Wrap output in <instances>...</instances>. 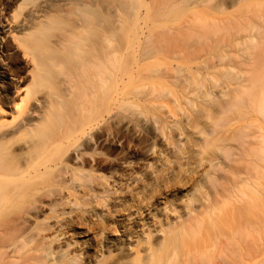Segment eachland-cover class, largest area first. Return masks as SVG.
<instances>
[{"label": "bare ground", "instance_id": "1", "mask_svg": "<svg viewBox=\"0 0 264 264\" xmlns=\"http://www.w3.org/2000/svg\"><path fill=\"white\" fill-rule=\"evenodd\" d=\"M229 1L235 5L240 0ZM207 5L208 0H0V264H85L90 259H104V249L140 253L142 244L147 245L143 247L147 253H157L170 248L172 234L178 238L175 232L180 229L185 227L186 231L181 230L184 236L190 229L195 232L203 215L211 216L208 222L217 219L216 223L223 224L225 220L218 216L222 215L219 204L226 189L224 164L238 163V174H244L239 171L248 167L251 178L257 177V154L260 150L264 153L263 109L257 108L256 114L250 108L254 113L248 123L250 134L244 129L250 137L245 136L250 140L246 149L252 161L237 162L241 152L225 147L226 160L218 159L211 165L212 171L218 168L216 172L222 175L215 176V171L212 175L203 167L204 173L199 172L212 185V193L204 190L203 194L196 188L199 196L185 197V201L179 198L186 204L184 215L175 204L180 182L177 188L167 180L163 187L160 174L164 169L160 166H168L173 158L170 154L176 151L180 155L176 160L191 161L192 150L182 151L184 144L174 150L182 137L191 140L197 134L199 142L208 145L221 122H226L225 115H233L231 110L239 112L234 107L242 111L236 115L243 114L240 106L245 103V92L230 93L227 86L220 87L222 80L219 85V80L208 74L215 92H203L204 82H208L201 80V70L207 67L198 57L201 59L206 49L203 42L209 37L212 40L208 30L216 32L218 42H226L223 34L243 29L248 32L243 35L237 31L240 36L236 41H256L255 29H264V15L252 13L234 22H214L216 25L202 21L203 26L195 13L206 15ZM214 39L212 42L218 44ZM224 43L218 46L223 48ZM188 61L192 62L189 67L196 63L201 69L183 71ZM208 62L207 66L215 65ZM231 71L234 68L223 75L232 76ZM218 75L222 77V72ZM255 127L262 134H257ZM159 139L163 141L161 149ZM201 143L196 146L202 147ZM239 147L244 153L243 146ZM202 152L204 156L207 153ZM202 158L197 167L205 162ZM131 187L148 191L146 196L137 197L135 192L132 196L138 220L126 214L130 208L119 207L123 214L118 209L115 219L122 218L114 225L115 232L121 229L122 233H108L103 220L96 221V217L108 214L96 215V208L117 203L125 206ZM59 207L60 211L63 207L61 212ZM216 209L218 215H210ZM51 213H55L53 218L48 216ZM176 214H180L175 216L179 220H172ZM189 233L188 238L193 239ZM238 239L230 243L237 244L238 257L224 262L220 259L219 264L256 263L253 241L246 245ZM134 240H139L138 246L131 244ZM126 257L118 264H131L125 262Z\"/></svg>", "mask_w": 264, "mask_h": 264}, {"label": "rangeland", "instance_id": "2", "mask_svg": "<svg viewBox=\"0 0 264 264\" xmlns=\"http://www.w3.org/2000/svg\"><path fill=\"white\" fill-rule=\"evenodd\" d=\"M222 3H225V4L221 5ZM208 4L209 5H207V7H206V10L208 11V13L206 15L203 16L200 13H199L200 15L197 13V16H196V13H195V17L198 19V21L200 22L201 25H203V24L211 25V24H214V22H218V21H219L218 24H220V23L224 22L225 20L226 21L230 20V21L234 22L236 20H241V19L245 18L246 16H248L252 13H258V14L260 13V15H264V0H240L235 5H233L229 0H210V1L208 0ZM220 7H222V8H220ZM202 13H204V12H202ZM220 20L222 22H220ZM176 21H177V19H176ZM176 21L174 20L173 22H176ZM177 24H179V23H177ZM216 24H214V25H216ZM258 24L260 27L262 26L261 23H258ZM203 26H205V25H203ZM208 31L209 32L207 33V36H212V40L210 39L211 37L208 38V40L209 39L211 40L210 44L212 46L207 42L208 40L204 41L203 42L204 44L200 43V44H203L201 46L204 47V49L206 48L205 49L206 51H205L204 49H202L199 46V48L201 50H204L205 53H207L209 50L210 51L206 55L202 51V53H201L202 56L199 54L201 59H199V57H198V61L201 62V60H203L202 61V63L204 64L203 66L207 67V69L201 70L202 71L201 72V76H202L201 80L204 78L208 82L206 84L203 80V82L205 84L204 85L205 87L203 88V90H204L203 92H206V91H210L213 93L215 92V87L211 84V81L209 80V78H207L208 75H210L209 77L215 76L214 79L217 78L219 80L218 81L219 85H220V81L222 80V83H221L222 85L220 87L225 88L227 86L226 90L229 89L227 91H229L230 93L237 91V92H241V94H242L243 92H245V93H243L244 98H242V99H245V101H244L245 103H243V105L241 104V106H240V107H242V110H243L242 115H236L237 113H239V114L242 113L241 109L239 110L238 107L237 108L234 107L235 109H237L239 111L237 113H235L230 108L231 112H233L234 114L231 115L232 113H230V115L228 114L229 116L225 115V116H227V118L224 116V118H226V122L225 121L221 122V126L218 128V129H220V130H218L219 132H217L218 134H215L214 135L215 138L212 137V139L210 138V140H209V144H211L212 142H213V144H211V145L208 144L209 145L208 146L206 143V145H207L206 146L205 143H203V145L206 147V149H204V150L201 149L204 147H203L202 143L199 142L200 141L199 137H197L199 135H197V134H194L191 137V140L187 139L188 137H186V136L182 137L183 140L180 139L182 143H180V140H179V142H178V144H176V147L174 148V150L176 151L177 148L179 150L180 148L178 147V145L180 146L181 144L182 145L184 144L185 146H183V148H182V146H180L182 151L185 150V152H189L192 150L191 151V161L188 159H187V161H184V159L183 160H181V159L176 160V157H180L179 153H177V151H176V154L175 153L170 154V155H173L172 156L173 157L172 162L169 164L172 167L169 165L165 166V167L160 166L161 168H164L161 171V172H163V174L160 173L162 176V181H161L162 186L163 185L165 186V184L167 183V180H169V181L172 180L174 183H176V187L179 185V182L181 184V185H179V188L177 187L178 189L175 193L176 198H178V200L175 201V204H176L177 209L179 210V213L181 215L185 214L184 210H185V205H186L185 202H183L182 200L185 201L187 198L193 197V195L199 196L200 195L199 190L203 194H205L206 191H207V193H210V194L212 193V191L209 189L212 185H210V182L209 183L207 182L206 177L203 176V173L205 170V171H208L212 175H215V173H216L215 176H220L221 171L216 172L218 170V168H215L212 171L211 165L214 164L218 159H222V160L225 159V158H223L224 154L227 153L225 151V150H227L225 147H227V148L231 147L234 149V151L241 152V155L238 154L237 157L242 156V158L244 157L245 159L238 158L239 160H237V162H239L240 160H243V162L244 161L245 162H251L252 161V157L249 156L251 154H248L249 149H246V148H248V147H246L248 142H250V140L248 141L246 139V137H248V139H249L250 137L248 134H250V132H251V131L249 132V130H251V128H249L248 123H250V117H252V115L254 114V113L253 114L251 113L253 109H255V113L257 110H260L257 108H261V110L262 109L264 110V29H261V28L255 29V34L257 36L256 41H254V42H242V43L240 41H236V37L240 36L239 35L240 33L241 34L243 33V35H245L248 32L246 29H243L242 32H239L237 30L239 34L236 33L237 31L236 32H234V31L228 32V33H226V35L223 34L224 37L228 38V41L226 38L225 43H224L225 40L218 42L217 38L219 36L215 35L216 32L213 33L214 30H208ZM241 37H242V35H241ZM213 39L217 40L218 44L216 43V41H214L215 43L212 42ZM229 39H231V40H229ZM206 42H207L206 45L207 46L209 45V48L211 47L210 49H208L207 46L205 45ZM222 42L224 43V45H223V48H220L222 45L221 44ZM219 43H220V45H219ZM238 43H240V44H238ZM215 44H217V45L215 46ZM197 45L194 46L193 48L197 47ZM213 45L215 46V48H213L214 47ZM212 48H213V50H212ZM217 50H219V51H217ZM221 52L222 53L224 52L227 56H224L225 54H222ZM220 54H222V55H220ZM193 57L195 58V56H193ZM193 57H191L193 63L197 62L196 61L197 58L194 59ZM204 59H205V61H204ZM224 59L226 60V63H225ZM184 60L185 59H183V61ZM186 61H187V59H186ZM190 61H188V65H185V64H187V62L184 63V65L186 67L183 65V67H182L183 71L185 68L186 69L188 68V69L193 70V71L195 69H197L195 71H199L201 69L200 68L201 66H199L198 68L195 67V66H197L196 63H195V66L189 67V64L192 63ZM207 62L209 64L215 63V65H217V66H215L214 64L207 66L208 65ZM182 64H183V62H182ZM222 67H223V69H222ZM230 67L234 68V70H235L234 72L231 71V74L233 77L223 75L224 72L227 71ZM216 68H217V70H216ZM224 68H226L225 71H224ZM213 69L217 71V72L215 71L217 74L215 72L211 71ZM221 69H222V71H219ZM206 70H207V72H206ZM218 71L222 72V77H221V75L220 76L218 75L219 74ZM234 80L235 81L238 80L237 83ZM241 80H242V82H240ZM233 81H234V83H233ZM239 82H240V84H239ZM207 85L210 87L209 90L207 89V88H209V87H207ZM236 85L239 86V88H237ZM234 86H236V87H234ZM248 86H249V88H248ZM220 87H218V88H220ZM232 87L235 89H233ZM238 89H240V91ZM241 89L242 90L244 89V91H241ZM216 90H218V89H216ZM249 93L250 94L252 93V94L250 95ZM202 95H203V93H202ZM238 95L240 96V93ZM201 96L197 98V99H199V101L202 99ZM245 96H247V97L250 96L251 98L247 99V97L245 98ZM248 100L251 102L250 104L248 103L249 102ZM252 104H254V108L252 107ZM250 108H252V110ZM248 111H250V113H248ZM262 112H264V111H262ZM245 114H246V116H245ZM256 114H259V112L257 111ZM227 119H228V121H227ZM244 129L248 130V131H246V132H248L247 135L244 132L245 131ZM254 129L257 131L256 132L257 134H262V131L260 132L259 127H255ZM220 134H222V136ZM195 136H196V138H195ZM218 137H220V138H218ZM188 140H190L191 142ZM158 142H157L158 149H161V145L163 144V141H161V139H159ZM243 142H244V144H241ZM199 143H201L200 145H202V147L196 146ZM189 144L194 146V148H192ZM239 144L243 146L245 154L241 151V149H240L241 147L238 148V146H240ZM187 145H188V147H187ZM162 147H163V145H162ZM133 148H134V146L131 147V149H128V151H126L125 154L130 153ZM231 148H229L228 150L231 151ZM245 149L247 150V152L245 151ZM199 150H201V151H199ZM202 151H205V153L207 152L205 156L203 154L204 152H202ZM261 152L262 151L260 150V152H258V153L260 154ZM246 154H248V155L246 156ZM259 154H257L259 156V157H257V159H258L257 164L259 166H258V169L256 171L257 177L255 179L251 178L252 176L249 175V173H248L250 168L248 169V167H246L244 169L246 171L247 175L245 174V172H242L244 170L239 171L241 174L244 173V174L240 175V174H238V171L235 170V167L238 165V163L237 164L231 163V166H229L230 161L228 160L229 163L227 161H226L227 163L225 162V164H224L225 170L224 171L227 173L225 174L226 177H225V180H223V182H225L224 185L226 186V189H224L225 195L222 198V200H224V199L225 200H224V203L221 200V203H220L221 205L219 204V206L223 210H222V212L220 210V214H222V215L218 216V217H223V219H222L223 221L225 220L223 222V224H220L221 222L219 224L216 223L217 219L215 221H214V219H212L211 222L209 221L210 222L209 223L207 221V219L209 217L211 219V216L206 217L203 215L202 220L198 219L199 222L197 225H200V227H199L200 230L204 229V231L198 230L199 229L198 227L197 228L195 227V229L198 230V231L197 230L195 231L196 233L194 231H192V229H190L192 232L188 229L192 233V234H190L188 231V233L190 235H193V232L195 235V236L193 235L194 237L191 236L193 238V239H191V238H188L189 235L187 232H186L187 235H185V236L182 235L183 232L181 230L183 228L180 230L177 229V231L178 230L181 231V232L178 231L177 232L178 234L174 231L175 235L179 236L178 238H177V236L174 237V234H172L174 232L171 233L173 236V238L171 237V245L173 243L174 246L176 245V248L173 247V245L172 246L170 245L171 250H170V248L165 249L166 250L165 253H162V251L164 252L165 250H160L157 253L156 252L147 253V251H145L146 246H147L146 244H142L143 245V246L141 245L142 248L139 246L140 249L142 250V252L140 251L141 254L136 252V250H132L133 252H129V253L125 254V253H122L119 248L112 247L111 248L112 249L111 254L109 252L111 249L110 250L104 249V254H105L104 259H101V258L100 259L99 258L90 259V260L86 261L85 264H118L120 258H122L124 256H127L126 257L127 260L125 262H129L131 264H147V262H148V264H219V263H221V261L224 262L225 260H229L231 257H232L231 258L232 260H233V258L238 257L237 255L239 254L240 250L236 246L237 244L234 243V245L230 246L231 245L230 243L233 244V242H237L235 240L239 241L238 237H240V240H242V243H243V241H245V244L248 240L250 241V244H251V241H253V243H254L253 245H255V249H256L255 250L256 253H254V254L257 257L255 264H264V153L262 152L260 155ZM200 156H204V157L202 158ZM250 157H251V159H250ZM201 158L204 159V161H205V162H203L204 166L202 165L201 167H199V166L197 167V165H198L197 163H198V161L201 160ZM173 161H175V162H173ZM182 162L184 165L182 164ZM192 162H194V163H192ZM107 163H109V161ZM226 164H228V165L226 166ZM208 165H210V168ZM205 166H206V168H205ZM202 167L204 168V170H202L203 169ZM196 170H198V171H196ZM201 170L203 173L199 174V172H201ZM165 171H166V173H165ZM214 171H215V173H214ZM222 173L224 174V172H222ZM254 173H255V171H254ZM196 175H198V176H196ZM243 175H245V176H243ZM193 176L196 177V179L193 178ZM190 178L192 180L194 179L195 181H189L188 179H190ZM179 179H181V180H179ZM188 182L190 183L191 186L189 185ZM193 183H195V184H193ZM211 184H212V182H211ZM196 188L199 190H197ZM189 189H190V191H189ZM134 190L135 189L131 187L130 191L127 192L128 202L125 206H121L122 204L117 203V204H115L117 207L114 204H109L106 206H102V208H101V206H98L96 208V215L97 214L102 215L103 213L108 214L106 216L103 215L99 218L96 217L97 222H101L103 220V224L106 225V228L108 227L110 230L108 233H112V232L114 234H118V233L121 234L122 233L121 229H120V232L119 231L115 232L116 226L114 225L116 220L118 221L119 219L121 220V218H122V217L118 216V218L115 219L116 215L119 213V212H117L119 207L121 209L130 208L131 210L129 209V211L126 214H130V215H132V217L136 221L138 220L137 219L138 215L135 213L136 209H137V203L132 202V200H131L132 196L135 193H136L135 195H137V197L142 196V195L146 196L148 194V191L145 190V193H144L142 190H135V191ZM191 190H193V191H191ZM204 190H205V193H204ZM139 191L142 194L138 193ZM185 197H187V198H185ZM179 198H181L182 200H180ZM131 202H132V204H131ZM222 203H223V205H222ZM130 205L133 207H130ZM196 205L199 206L200 203H197ZM219 206H217V207H219ZM115 207L117 210L115 209ZM107 208H109V209H107ZM60 209H61V207H59L58 210L60 211ZM121 209H119V211H121ZM218 209H216V211ZM62 210H63V207H62ZM107 210L111 213H109ZM115 210H116V212H115ZM216 211L211 212L210 215H212L214 213H217V215H218L219 210L217 212ZM121 213L123 214L122 211H121ZM180 214H176V215H174V217L177 215L180 216ZM54 215H55V213H51V215H48V216L52 217ZM174 217L172 215L171 219L172 220H177V219L179 220L178 217H175V218ZM219 220L222 221L221 219H219ZM131 222H133V221H131ZM201 222H202L203 227H201ZM256 222L258 224H256ZM253 223H255V224H253ZM222 225L224 228L223 227L221 228ZM255 226H257V227H255ZM157 229H160V226H158ZM184 229H185V227H184ZM185 231H186V229H185ZM197 232H199V234H197ZM93 233L91 234L92 237L96 236V234H99L97 229H96V234L95 233L93 234ZM179 233H180V235H179ZM196 234H197V238L195 239ZM155 236L157 237V235H155ZM155 236H154V238H156ZM174 238L175 239L177 238L178 240L176 239V242H175ZM252 238H253V240H252ZM172 239L174 240L173 242H172ZM191 240L194 242H192ZM138 241L139 240H134L131 244L134 246L135 245L138 246ZM247 243L249 244V242H247ZM144 245H146L145 248H143ZM228 247L231 249L228 250ZM224 250H225V253L223 252ZM176 251L179 252L177 254L178 256H176L177 258H175V256H174V254L176 255V253H177ZM190 253H192V254H190ZM151 255L153 257L150 258ZM227 257H229V258L227 259ZM152 258L154 259V263H153ZM171 258L172 259L174 258L173 259L174 261ZM220 259H221V261H220ZM232 260H230L229 262H231ZM246 261H248V260H246ZM248 262H246L245 264H247Z\"/></svg>", "mask_w": 264, "mask_h": 264}]
</instances>
